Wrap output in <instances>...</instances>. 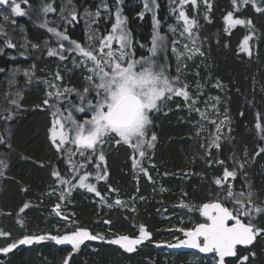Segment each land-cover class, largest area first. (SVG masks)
I'll return each instance as SVG.
<instances>
[{"label":"trees","instance_id":"obj_1","mask_svg":"<svg viewBox=\"0 0 264 264\" xmlns=\"http://www.w3.org/2000/svg\"><path fill=\"white\" fill-rule=\"evenodd\" d=\"M45 1L53 3L55 11L59 9L60 0ZM106 1L109 4L114 2L121 8L126 29L132 40L130 51L133 58L148 56L154 24L152 15L144 12L143 0H120L119 3L117 0ZM201 1L196 0L195 5L189 2L185 9L187 14L197 21V33L207 45L209 76L228 88L226 103L231 116L230 134L221 141L218 150L212 152V158L224 162L220 164L219 169L228 168L229 171L236 172L233 179L234 191L246 192L249 183L253 192L259 194L264 190V152L256 155L264 148V131L261 130L264 129V12H256L251 2L242 6L237 3L234 7L232 0H208L209 4L203 7ZM26 2L34 6L41 3L40 0ZM97 2L74 0V7L77 14L84 10L95 11ZM255 2L257 6L264 8V0ZM155 3L160 33L164 34L165 28L173 21L169 3L168 0H155ZM229 12L233 13V18L251 20V25H237L225 31L224 17ZM103 18L99 23L100 28L104 30L109 23L104 24ZM15 23L16 25L12 23V26H21L28 39L35 45H40L38 39L49 38L44 29L38 27L30 18L23 16L17 18ZM1 27L3 26L0 24V29ZM83 30L80 20L74 21L72 32H67V35L72 40L84 44ZM245 36H250L248 51L241 50ZM7 51L9 50L5 48L0 33V69H3L0 71V172L3 173L0 175V230L9 234L5 236L6 240L0 238V249L18 242L25 236L57 235L53 230L50 232V226L44 222L42 216L30 208V205L40 202L46 185L58 184L52 175L54 170L59 172L62 178L69 179L71 173L65 159L58 155L50 139L53 121L51 111L54 108L45 106L35 88H22L20 84L9 85L8 79H3L15 65V62L9 59ZM32 53V59L36 60L37 65L49 64V59L43 61L45 52L36 50ZM70 83L74 88L80 89L83 82L81 77L73 74L70 75ZM12 100L17 103L12 104ZM168 103L167 105L163 102L161 110L151 114L153 123L149 127L148 135L155 134L156 140L152 142V151H149L152 153L150 159L156 164L158 172L162 171V167L174 174L192 169L205 177L200 180L193 177L187 183L172 179L170 185L175 193L169 201L172 204L176 194L196 205L222 199L217 195L219 189L211 179L212 175L219 173L212 172L213 168L209 170L205 162H200L203 159L199 154V141L192 123L177 120L180 116L171 119L167 110H174V103ZM40 105L45 108L39 109ZM258 123L261 129H257ZM133 163L131 150L123 144H116L106 156L108 176L100 186L101 189L99 188L101 193L112 189V192L118 190L128 196L134 194L136 187L129 178ZM140 186L142 192L148 188L149 183L144 179ZM169 196L165 195V200H168ZM72 200L73 214L67 233L80 228L88 230L94 236L104 234L107 237L117 235L135 238L139 235V226L144 225L151 234L150 239L145 240V243L136 247L133 252L118 250L109 243L98 242L97 239L86 240L75 252L70 245H60L51 239L26 245L17 243V247L12 251L0 252V264H64L66 258H69L68 264H191L188 261L190 253H169L168 255L175 257L174 263L165 262L159 254L156 243H162L161 240L167 234L174 235V239H170L174 242L182 238V232L163 230L165 222L158 218L152 200L146 198L137 201L132 212H100L90 202V196L80 192L73 193ZM25 204H28V207L20 212ZM18 220L22 221V224L18 223ZM105 221L111 223L106 224ZM200 222H203L202 219L195 214L186 228L192 229ZM260 225V228H264V216H261ZM65 234L60 232L59 236ZM247 252H254V257H250ZM244 256L248 257L244 264H264V238L258 236L251 247L237 248L235 258L227 260L226 264H241L240 258ZM200 257L199 264H211L209 258Z\"/></svg>","mask_w":264,"mask_h":264},{"label":"snow or ice","instance_id":"obj_2","mask_svg":"<svg viewBox=\"0 0 264 264\" xmlns=\"http://www.w3.org/2000/svg\"><path fill=\"white\" fill-rule=\"evenodd\" d=\"M26 2V0H25ZM120 0H117L119 3ZM192 5L196 4V0H190ZM252 3V7L256 12H264V8L257 6L255 0H242V3ZM155 3V0H152ZM189 3V0H180V10L177 16L178 21L183 22V32L191 36L193 28L197 21L190 19L183 10V5ZM207 3V0H205ZM233 6H237V0H232ZM0 5H9L13 15L23 16L24 11L17 0H0ZM211 5H209V8ZM148 4H145V9ZM45 12L53 11L48 6ZM99 16V12L96 13ZM142 15V14H141ZM116 23L112 24L111 32L102 37L89 35L88 40L98 39V47L89 44L87 47L82 46L76 40H70L69 36L58 32L55 28H48V31L54 33L60 40L69 41L70 48L65 49L60 44V51L50 49L49 56H59L60 60H65L64 51L75 52L80 57L79 62L74 63L77 67L86 69L85 85L82 90L70 87H63L49 83L50 88L56 89L55 92H48V99L44 103L48 105L50 100L55 99L56 103L51 106L54 108L52 113L53 121L50 128V139L58 152L64 153L68 145L74 148H68L66 153L67 162L70 165L69 171L75 177L84 168L93 163V160L103 162L105 160L104 153L97 152L101 145L106 143L107 139L118 138L115 140L117 145H127L135 152H139L141 157L145 156V147H153V141L156 140L155 134L151 135V139H147L149 127L153 123L151 114L159 112L161 105L165 100H171L173 96L183 97L185 101L190 99L188 86L182 84L179 76L170 77L166 74V69L159 65L154 59L157 52L165 47V37L154 32L152 37V47L150 56L135 59L128 51L132 46L130 33L124 26V21L120 18L119 10L116 14ZM208 17L205 16V19ZM8 19L7 16L4 17ZM71 19H77L76 13L71 14ZM226 24L225 31L237 25H251V20H243L233 18V13L229 12L224 17ZM154 28L158 27L159 21L153 17ZM42 27L44 25H41ZM183 34V33H182ZM250 36H245L241 43V50L248 51V41ZM118 45V47H114ZM175 43V42H173ZM195 43V41H193ZM8 47H14L8 43ZM36 47V45H33ZM187 47V46H185ZM175 51V49H174ZM179 59V56L177 57ZM3 71V69H0ZM179 71V69H178ZM27 74V73H26ZM63 77L59 72L55 74V80H62ZM48 83V82H46ZM78 100V103L74 101ZM16 104V100L11 101ZM195 104V100H192ZM199 111V109H196ZM67 113V115H65ZM74 113H83L85 119L78 120ZM90 114V115H89ZM201 117L207 119L205 113L201 112ZM211 123L216 124L215 121ZM257 129H261V125H256ZM217 133H219L220 125L216 124ZM264 131V129H261ZM216 135L212 140V144L216 147L219 140ZM264 152V148L260 149V153ZM83 158V161H76L75 156ZM134 159L133 166H136ZM217 163H224L217 161ZM2 164V162H0ZM6 166V165H5ZM99 169L100 164L95 165ZM242 168L243 165L241 164ZM0 175H3L0 172ZM52 175L61 185H71L87 188L89 192H95L97 196L101 194L96 190L95 184L88 183L91 172H83L79 175L76 184L71 179L62 178L60 173L53 171ZM145 175L147 173L145 172ZM108 176L107 170L101 174L97 171L95 179L105 180ZM236 172L224 169L222 178L218 177L214 183L227 191L224 199H216L214 201L204 203L199 207L200 215L204 218L203 222L197 223L192 229L179 228L177 231L182 232L186 239L179 240L177 244H169L170 248H179L181 246L198 249L201 253H214L219 259L218 264H225L226 257H235L237 255V246H248L253 244L258 236L264 235V228L257 227L253 222L256 216L264 215V207L256 205L252 197L254 195L251 186L248 191H234L233 185L228 183L229 178H235ZM112 191V189H110ZM163 191V189H162ZM219 196V194H218ZM64 199L63 194L61 200ZM103 199V198H102ZM224 200H228L233 204L230 209L224 204ZM115 205L123 206V202L117 199ZM111 206V205H110ZM28 204H25L20 212H23ZM180 207H188L183 201ZM60 205L55 206L54 211L59 216ZM242 218H247V223ZM22 224V221H17ZM106 224L111 223L105 221ZM8 233L0 231V236H7ZM151 234L146 230L144 225L139 226V235L136 238L128 236H119L110 241L117 244L127 252H133L135 246L143 241L150 239ZM102 237L92 235L86 229L77 228L71 233L62 236H25L16 243L0 249V252L8 253L12 251L18 244L26 245L33 242H40L46 239L54 240L60 245H70L73 252L77 251L86 240H95ZM71 256V253H69ZM248 260L247 256L241 257V264ZM64 264H68V258Z\"/></svg>","mask_w":264,"mask_h":264},{"label":"rangeland","instance_id":"obj_3","mask_svg":"<svg viewBox=\"0 0 264 264\" xmlns=\"http://www.w3.org/2000/svg\"><path fill=\"white\" fill-rule=\"evenodd\" d=\"M97 10L90 11L84 10L82 13L77 14V10L74 7V0H60L59 9L54 10L53 3H45V0H40V4L38 6L31 5L28 2L17 0V3H20L22 10L24 11L25 17L30 18L33 22L40 28L44 29L46 32L45 35L48 34L49 38H40L38 42H41L40 45H35L31 40L28 39L25 30L21 26H12L16 25L17 18H22L23 16L13 15L11 12V7L9 5H4L0 7V24L3 26L0 29V33L3 36L5 48L7 51L8 57L10 60H13L15 63L13 69H11L9 75L4 77L3 79H8L9 85L20 84L23 88H35L37 92L40 93L42 101L48 99V92H55L56 89L50 88L49 83H55L63 87H70V75L76 74L77 77H81L82 79V87L79 90H82L86 81L85 75L86 69L81 67H77L76 63L79 62L80 57L75 52L64 51L63 55L66 57L65 60H60L59 56H49L48 51L50 49H55L58 52L60 51V44H63L65 49L72 47L69 41L60 40L54 33L48 31V28H55L58 32L64 33L67 35V32L71 31L74 27V21L71 19V14L73 12L76 13L77 19L75 21L80 20V24L83 25L84 31V40L85 43L81 44L82 46L87 47L89 44L94 47H98V39H94L92 41L88 40L89 35H95L97 38L108 35L111 32L112 24L116 23V14L119 10L120 18L124 21L125 18L121 11V8L116 3L109 4L106 0H97ZM190 2V0H189ZM148 4V8L145 9V4ZM169 3V11L170 15L173 17V21L169 24L165 29L166 33L161 34L159 26L154 28L152 33V37L154 32L159 33L160 36L165 37V47L159 50L154 57L157 63L163 66L166 69V74L170 77L179 76L182 84H186L188 86L187 90L189 92L190 99L185 101L183 97L173 96L171 100H165V104H169L168 101H172L174 103V110L169 108L167 112L172 118H178L177 120L188 121L191 122L194 127L195 135L199 141V154L203 160L200 162L203 164L206 163V167L211 171L218 174L212 175V183L218 177L222 178L223 169H219L221 163H217L218 159L212 158V152H216L218 147L212 144V140L216 135H219V140L216 143L219 145L221 141L223 142L230 134V125H231V116L229 111L227 110L226 98L228 88L216 79H213L209 76L210 64L208 62L207 56V45L198 35V31L196 30V26L193 28L191 36L188 33L183 32V22L177 20V16L180 10V0H168ZM202 6L205 7V0L201 1ZM239 5H243L242 0H237ZM144 7V12L149 13L157 20L156 13V3H152V0H143L142 2ZM188 3L183 5V10L187 14V10L185 9ZM50 6L53 11L45 12L44 9ZM99 12V16L96 13ZM188 15V14H187ZM7 16L8 19L5 20L4 17ZM207 16V14L205 15ZM104 17V18H103ZM110 17V19H109ZM190 19V17L188 15ZM103 18L104 24H108L107 28L104 30L101 29L99 20ZM158 21V20H157ZM41 25H44L43 27ZM230 30L232 28H229ZM183 33V34H182ZM69 36V35H68ZM70 38V36H69ZM70 40H72L70 38ZM195 41V43H193ZM175 42V43H173ZM8 43L14 45V47H8ZM249 43V41H248ZM249 45V44H248ZM187 46V47H185ZM114 47H118L115 45ZM152 47V39L150 49ZM129 52L132 56V51ZM150 49L149 54L150 56ZM175 49V51H174ZM33 50V51H32ZM39 50L40 53L45 52L43 54L44 60L49 59V64H44L42 66L37 65L36 60L32 59V52ZM32 51V52H31ZM146 56V57H148ZM179 56V59L177 58ZM133 57V56H132ZM41 67V68H39ZM179 69V71H178ZM59 72L63 77L62 80H55V74ZM27 73V74H26ZM6 79V80H7ZM48 82V83H46ZM74 101L78 103V100ZM192 100H195V104H192ZM55 99L50 100L48 106L53 108L51 105L55 104ZM45 104V103H44ZM46 106V104H45ZM44 105L38 106L39 109H44ZM199 109V111H196ZM11 112V110L9 109ZM54 109L51 111L53 113ZM201 112L205 113L207 119L201 117ZM67 115V113H65ZM78 120H83L87 117L84 116L83 113H74ZM90 115V114H89ZM166 115V114H165ZM211 121H215L216 124L220 125L219 133L216 130V124L211 123ZM118 138L107 139L106 143L100 146L99 151H102L105 156V160L103 162H98L96 160L93 161L91 165H88L84 168L80 173H78L75 177L70 173L69 179L72 180L73 184H76L79 175H82L83 172L91 171L92 175L88 179V183L95 184L96 190L101 194V196H97L95 192H89L87 188H80L79 186L72 187L71 185H61L57 181V185H46V190L43 194V198L39 203H32L30 208L36 211V214L42 216L44 222L50 226V232L53 230L57 233L56 236H59V233L62 234L67 233L68 228L71 226L70 219L72 216V207L74 206V202L72 200V195L75 192H80L81 194H86V196H90V202L95 205L98 211H111V210H120L132 212L135 210V203L139 200L148 199L149 201H153V204L156 206V211L158 214V218L161 219L164 223L163 230L167 232L177 231L179 228H186V225L190 222L195 214L199 215V207L202 204H193L192 202H188L186 198L183 196L175 195V200L171 204L169 200H171V196L174 195V191L171 188V180H178L182 183H187L193 177H197L198 180L204 179V174L198 172H193L192 169L186 170L184 173H172L167 172L164 167L161 168L162 171H156V164L150 159L152 157V148L145 147V156L141 157L139 152H135L132 148L128 147L131 150L132 155L134 156L136 166L131 169V174H129V178L134 182L136 191L131 196L126 195L123 192L118 190L110 191L105 190L104 193H101L100 186L103 184L104 180H96L95 176L97 171H100L101 174L104 170H106V156L112 151V148L116 145L115 140ZM147 139H151V136L147 135ZM68 148H74L73 145H68L65 149L64 153L57 152L58 155L65 159L67 163L68 169L70 168L69 163L66 159V153ZM76 161H83L82 157L78 155L73 157ZM97 163L100 164L99 169L95 166ZM145 172L147 175H145ZM264 174V172H263ZM54 177V176H53ZM56 179V178H55ZM146 180L149 183L148 188L144 189L142 192L141 182ZM92 180V181H90ZM166 180V181H165ZM247 182V180H246ZM228 183L233 185V178H229ZM215 186H217L215 184ZM249 186V183H247ZM246 186V192L248 191V187ZM100 188V189H99ZM217 195L224 199L226 194V187L221 189L220 187H216ZM163 189V191H162ZM253 191V189L251 188ZM252 197L253 202L256 205L264 207V190L261 193H255ZM63 194L64 199L61 200V195ZM170 195L168 200H165V195ZM103 198V199H102ZM119 199L123 202V206L115 205V201ZM184 202L188 207H180L181 202ZM59 204L60 215L56 214L54 211L55 206ZM224 204H227L230 209L233 207V204L224 200ZM111 205V206H110ZM261 216H256L254 219V223L257 227H260ZM243 222L247 223V218ZM203 221V220H202ZM21 225V224H20ZM2 231V230H0ZM70 233V232H69ZM181 233V232H180ZM98 238V242H106L110 243L111 240L119 236H105L104 234L95 235ZM138 237V235L136 236ZM135 237V238H136ZM260 238H264V235L259 236ZM1 240H6L5 236L0 237ZM174 239L173 234H167L161 240L162 243H172ZM180 240V239H178ZM177 241V240H176ZM256 241V240H255ZM3 242V241H2ZM175 242V241H174ZM16 243V242H15ZM114 248L121 250L118 246L112 245ZM71 247V246H70ZM92 250V246H90ZM250 253V257H254V252ZM159 254L163 257L165 262H175V257L168 255L169 253L165 250H159ZM203 258V256H202ZM210 259L211 264H217V260L215 258V254L210 257H206L204 259ZM200 255L190 253L188 257V261L191 264H199L200 263Z\"/></svg>","mask_w":264,"mask_h":264},{"label":"water","instance_id":"obj_4","mask_svg":"<svg viewBox=\"0 0 264 264\" xmlns=\"http://www.w3.org/2000/svg\"><path fill=\"white\" fill-rule=\"evenodd\" d=\"M4 5H0V7H3ZM199 216H200V218L204 221V218L200 215V213H199ZM182 239H180V240H183V239H186V237L184 236V234L182 233ZM128 237H130V236H128ZM130 238H132V237H130ZM114 239H116L115 237H114ZM178 241L179 240H177V241H175V242H172V243H158V244H156V247H157V249H159V250H165V251H167L168 253H171V254H177V253H194V254H199V255H201V256H203V257H210V256H212L214 253H201L198 249H195V248H189V247H185V246H181V247H179V248H170V247H168V245L169 244H177L178 243ZM143 243V242H142ZM253 243H255V241L253 242ZM113 245H117V244H113ZM140 245L141 244H139L138 246L140 247ZM253 244H251V245H248V246H242V245H238L237 246V248H248V247H250V246H252ZM120 249H122V250H124L123 248H121L119 245H117ZM215 258H216V260H217V264H218V257L215 255ZM233 258H235V257H226L225 258V264H226V261L227 260H231V259H233ZM68 261H69V258H68Z\"/></svg>","mask_w":264,"mask_h":264},{"label":"flooded vegetation","instance_id":"obj_5","mask_svg":"<svg viewBox=\"0 0 264 264\" xmlns=\"http://www.w3.org/2000/svg\"><path fill=\"white\" fill-rule=\"evenodd\" d=\"M143 243H145V241H143ZM143 243H141V244H143ZM112 245H113V244H112ZM116 246H117V245H116ZM136 247H138V245H137V246H135V248H136ZM121 250H122V249H121ZM68 262H69V261H68Z\"/></svg>","mask_w":264,"mask_h":264},{"label":"bare ground","instance_id":"obj_6","mask_svg":"<svg viewBox=\"0 0 264 264\" xmlns=\"http://www.w3.org/2000/svg\"><path fill=\"white\" fill-rule=\"evenodd\" d=\"M183 237V236H182ZM182 239V238H181ZM156 244H158V243H156ZM156 246V245H155ZM251 247V246H250ZM240 248V247H239ZM171 254V253H170ZM177 254H180V253H177ZM199 255V254H198ZM201 256V255H200Z\"/></svg>","mask_w":264,"mask_h":264}]
</instances>
